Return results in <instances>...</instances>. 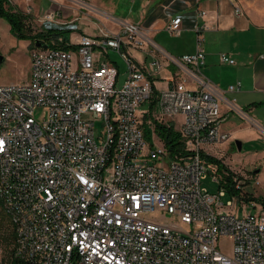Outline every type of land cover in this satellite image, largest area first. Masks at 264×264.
Wrapping results in <instances>:
<instances>
[{"label": "built area", "instance_id": "obj_1", "mask_svg": "<svg viewBox=\"0 0 264 264\" xmlns=\"http://www.w3.org/2000/svg\"><path fill=\"white\" fill-rule=\"evenodd\" d=\"M205 15L195 8L194 54L169 55L145 28L123 23L118 32L82 35L75 48H62L58 37L48 48L35 46L30 81L0 85V172L12 201L31 211L21 251L29 264H264V212H225L234 205L221 201L225 191L202 187L206 174L217 171L204 146L229 138L218 91L201 75L209 26L198 19ZM37 21L39 33L78 30V19L59 22L52 12ZM183 22L182 14L172 17L167 31L179 35ZM146 45L197 86L183 79L157 89L152 74L164 69L163 59L147 71L127 51ZM109 49L127 64L122 86L117 67L100 60ZM220 61L235 64L227 54ZM148 100L160 112L150 120L140 113ZM86 113L103 120L101 132L83 119ZM152 118L154 126L173 127L183 151L172 157L165 144L151 145L143 126L149 121L155 134ZM234 188L241 191L237 181ZM157 213L172 219L150 217ZM226 241L230 253L220 245ZM6 258L10 250H2L0 233V264Z\"/></svg>", "mask_w": 264, "mask_h": 264}, {"label": "crops", "instance_id": "obj_2", "mask_svg": "<svg viewBox=\"0 0 264 264\" xmlns=\"http://www.w3.org/2000/svg\"><path fill=\"white\" fill-rule=\"evenodd\" d=\"M71 1L74 5H61L51 1V9L45 8L40 0H26L23 5L16 0H13V3L20 7L14 9L30 15L43 16L46 13L58 12L55 15L62 14V17L68 19L67 21L82 19L83 16L78 17L82 6L78 5L75 0ZM106 1L86 0L89 9L83 18L92 17L95 11L97 14H104L112 18L113 16L103 9ZM134 4L137 7V15L133 19L121 20L113 17L116 23H106L100 20L99 23L93 25L99 29L118 32L123 23L138 24L147 30L149 38L164 52L175 57L176 55L173 54L184 56L197 51L196 35L193 30L196 22L195 8L199 7L204 10L205 18L198 19V22L205 21L209 30L203 34L201 47L205 53V60L204 66L201 68V75L218 91L222 120H226V116L231 113V110L237 111L241 116L237 115L240 120L233 122L227 131H223L228 134L230 132L249 134L250 139L252 135L256 134V130L264 133V57L261 56L264 54V0H202L199 3L196 0H135ZM180 14L184 16L183 26L180 34L175 37L178 42L170 47V53L158 45L154 38L162 32L170 33L167 31V25L172 17ZM66 19L57 18L59 22H67ZM80 20H78V24ZM78 34L73 41L69 40L70 37H66V44L76 45L82 35H87L81 30V27ZM99 34L100 32L97 31L93 36ZM191 35L194 36V40L190 43ZM183 36L187 37L188 41H185L191 45L190 48L185 49L182 46ZM146 46L140 51H147L149 47ZM127 51L143 69L151 70L137 60L136 56L139 50L129 47ZM98 52L100 51L98 50ZM150 53L154 60L163 59L159 53L156 54L154 51ZM221 54L230 56L235 60V64H223L220 61ZM103 55H100V60H104ZM105 61L111 63L108 60ZM162 61L165 64L164 69L160 73L152 74V80L157 89H165L169 84L183 79H186L189 88L193 89L197 86L193 80L185 78L179 70L173 74L168 70L171 76H167L163 71L167 72V69L172 66H167L166 60ZM188 67L193 69V66ZM231 86H238L239 89L231 90ZM242 119H245L244 122Z\"/></svg>", "mask_w": 264, "mask_h": 264}, {"label": "rangeland", "instance_id": "obj_3", "mask_svg": "<svg viewBox=\"0 0 264 264\" xmlns=\"http://www.w3.org/2000/svg\"><path fill=\"white\" fill-rule=\"evenodd\" d=\"M15 1V0H14ZM20 4H25L26 0H16ZM33 1V0H32ZM37 1V0H36ZM51 1H55L61 5H74L71 0H40L43 3L45 8H52ZM78 5H81L82 9L79 12V16L84 17L85 12H88L89 9L86 0H75ZM135 0H107L105 5H103L104 11L111 14L113 17H116L121 20L133 19L137 15V7L134 4ZM12 8H20L18 5H15L13 2L9 3ZM76 5V6H78ZM56 14L58 12H55ZM93 16H87L80 20L78 24V30H67L61 29L62 31H68L65 33H59L61 37H70L69 40L73 41L75 36H78V31L81 27V30L85 32L88 36H93L97 31L100 32V29L93 25L100 22L106 23H116L113 17H107L104 14H97L93 12ZM37 15H30L28 20V26L31 28L33 34H39L41 26L39 25ZM61 17V18H60ZM57 18L60 20H65V17H62V14L57 15ZM71 19V18H70ZM68 19H66L67 21ZM119 26V24H118ZM121 27V26H120ZM99 29V30H98ZM56 33V32H55ZM196 35V34H195ZM176 35H171L167 32L160 33L159 36L154 38V41L163 47L165 50L171 51V45H174L178 42ZM63 39V38H62ZM181 40V39H180ZM186 36H183L182 46L190 48L191 45L187 44ZM194 40V36H190V43ZM188 41V40H187ZM197 41V38H196ZM52 45V42H51ZM55 45H59L55 41ZM181 45V44H180ZM147 51H140L137 57V60L144 64L148 69L150 68V62L154 59L151 56L150 52H159L154 49V47L147 45ZM35 48L34 40L30 38L26 31H23L21 35L18 31H13L10 22L3 16H0V85H22L30 81V69H31V56L32 51ZM101 50V49H97ZM108 55L104 54L103 59L108 60L113 63L119 73V86H122L126 80L127 64L122 56L115 50L109 49ZM171 53V52H170ZM176 57H182L180 54H173ZM180 55V56H179ZM76 55L73 56V66L75 67ZM171 73H175L178 69L175 66L163 71L167 76H171ZM163 74V73H162ZM39 111V110H38ZM36 112L37 118L42 116L41 113ZM140 113L147 114L148 120L151 119V115L158 116L160 113L158 110V103H153L151 105L150 101H146L142 108H140ZM242 114V113H241ZM240 116L237 111L231 110V113L226 116V120L222 123V130L227 131V129L234 122H237L238 116ZM251 115V114H250ZM249 115V116H250ZM241 117V116H240ZM252 117V115H251ZM41 118V117H40ZM83 119L88 121H93L97 132H101L104 127V122L101 119L95 118L91 113L83 114ZM179 121L181 120L178 117ZM245 119H242L244 122ZM155 119L152 118L151 124L154 127V132L150 129V122L143 126L145 131H151L150 143L153 146L164 145V142L161 140L159 135L155 131L154 126ZM174 126L177 128L179 123H175ZM256 134L252 135L250 139L249 134L244 135L243 133H231L229 134L228 140L217 145H207L204 146V153L210 157H214L217 160L221 161L224 166H226L227 171L219 172L218 164L213 163V166L216 168V172H208L206 176L202 179V187L207 189L211 194H218L221 189L226 193L222 197L221 201L223 204L227 205L229 201H233L234 205L232 208H224L225 212L235 214L237 216L264 212V133L255 131ZM236 141L241 143V150L238 149ZM260 169V173L254 174V171ZM225 172V173H224ZM234 175V180L241 186V191L234 196L231 194L224 186H222V181L224 175ZM246 198H252L250 201H246ZM152 219L161 218L165 222H170L172 216L170 214L157 213L150 216ZM222 250L224 252L230 253L231 243L229 241L220 243Z\"/></svg>", "mask_w": 264, "mask_h": 264}, {"label": "trees", "instance_id": "obj_4", "mask_svg": "<svg viewBox=\"0 0 264 264\" xmlns=\"http://www.w3.org/2000/svg\"><path fill=\"white\" fill-rule=\"evenodd\" d=\"M0 16H3L6 19H8L13 31H18L21 35L23 34V31H26L28 35L30 36V38H32L34 41L37 39H43V40H46L50 46H52L50 43L51 39L53 38L55 39V37L60 35L59 33L68 32V31H57L56 30L57 32L51 31V32H48L47 34H44V33L33 34L31 28L28 26V23H29L28 20L30 19V14H27L18 9L11 8L7 0H0ZM63 40H64V44L61 45L62 48H65V49L75 48L74 45L68 46L66 44V41H67L66 37ZM155 131L159 135L161 140L164 142L165 146L169 150L172 157L178 154L180 151H183L182 149L184 147V144L180 140L179 134L174 131L173 127L162 124V123H156ZM145 133H146L145 135H146L147 140L150 141L151 131L146 130ZM204 156L207 158V160L210 163L218 164L219 172L227 171L226 166H224L221 161L217 160L214 157H210L208 155H204ZM224 176L225 177H223V181L221 183L222 186H224L231 194L237 195L240 191L235 190L234 188V185H235V180L233 177L234 175L230 174V175H224ZM251 199L252 198H246L245 200L250 201ZM1 219H2L0 220L1 222L0 223L1 243H2V247L4 246L7 248L14 244L13 243L14 242V231L11 225H7L10 223L8 221H5L4 217H2Z\"/></svg>", "mask_w": 264, "mask_h": 264}, {"label": "bare ground", "instance_id": "obj_5", "mask_svg": "<svg viewBox=\"0 0 264 264\" xmlns=\"http://www.w3.org/2000/svg\"><path fill=\"white\" fill-rule=\"evenodd\" d=\"M2 217L10 223L7 225H11L14 231V244L7 248L2 247V250H10V258L5 259V264H18L20 259L21 264H29V257H21V251L22 246L25 245V218H31V211L22 210V205L15 204L11 195L7 194L4 172H0V220H2Z\"/></svg>", "mask_w": 264, "mask_h": 264}, {"label": "water", "instance_id": "obj_6", "mask_svg": "<svg viewBox=\"0 0 264 264\" xmlns=\"http://www.w3.org/2000/svg\"><path fill=\"white\" fill-rule=\"evenodd\" d=\"M34 44L38 48H48L49 44L45 42L44 40L37 39L34 41ZM238 149L241 150V143L239 141H236ZM260 173V169H257L254 171V174Z\"/></svg>", "mask_w": 264, "mask_h": 264}]
</instances>
